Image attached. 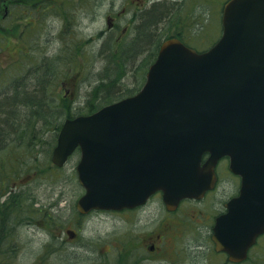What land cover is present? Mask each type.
Here are the masks:
<instances>
[{
  "label": "water",
  "instance_id": "95a60500",
  "mask_svg": "<svg viewBox=\"0 0 264 264\" xmlns=\"http://www.w3.org/2000/svg\"><path fill=\"white\" fill-rule=\"evenodd\" d=\"M221 25L204 53L165 41L139 93L64 122L51 161L61 167L79 148L85 213L134 207L155 191L172 203L200 198L228 155L241 189L214 240L237 260L264 232V0H230Z\"/></svg>",
  "mask_w": 264,
  "mask_h": 264
},
{
  "label": "rangeland",
  "instance_id": "374dc122",
  "mask_svg": "<svg viewBox=\"0 0 264 264\" xmlns=\"http://www.w3.org/2000/svg\"><path fill=\"white\" fill-rule=\"evenodd\" d=\"M152 1L156 0H148L145 9L132 16L129 15L128 11L134 10L133 0H131V3L130 0H46L45 12L40 13L41 10H39V13H36L33 11L28 21L31 25L28 27L17 22L15 17H8V11L4 15L0 14V36L4 38V42H0V71L7 69L4 71V75L7 73L13 75L18 68L21 71L25 63L22 62L20 56H25V61H29V58L27 59L28 51L24 52L23 55L22 52L25 48L34 49L37 56L43 55L46 58V61L42 60L40 62L41 68L47 70L46 74L38 81L43 83L50 77H54L52 83H46V94L52 98L49 99L47 96L46 109L49 108V104L55 108L69 104L72 107L71 115L84 114L91 109L87 106L90 103L88 100L95 89L94 86H98L102 79L115 83L118 81L113 88V92L129 90L130 93H133L142 81L143 72L147 64L151 62L153 53L146 52L145 56L142 57L144 58L143 61H141V56L138 55L134 58L135 62L133 64H129L130 61H125L124 53L131 49L135 40H137L139 35L137 20L140 18V14L153 7L155 3H151ZM166 1L162 4L171 9L169 15L172 16V19L174 17V20L159 26L158 33L164 31L165 37H170L172 34L183 36L191 45H196L200 51L208 48L209 43L220 36V10L226 0ZM158 3H161L160 0ZM195 4H199L200 7L196 6L192 10L191 16L192 18L197 17V21L202 20L205 24L203 28L198 25V22L194 24L193 19L188 13L186 14V11L190 10ZM5 8L7 9L8 6ZM25 9L18 10V14L23 13L20 17V21L23 22L26 21L24 18L27 16ZM171 12L172 14H170ZM76 48H83L87 53L84 52L82 56L77 57L73 55ZM118 57L119 59H117ZM146 57H148L149 62L144 64ZM39 60L40 57H38ZM118 63H125V65L119 67ZM32 71L34 70L32 69ZM40 73H45V70H41ZM10 74L8 77H11ZM34 74L35 72L29 73L23 79L31 86L27 88V93L31 92L32 89L37 90L36 86L40 84V82L34 83ZM21 82L19 81V83ZM23 87V89L26 88V86ZM6 89L14 90L15 86L14 84L10 86L2 83L0 93L5 95ZM108 101H114V98H109ZM45 112L46 119L37 122V129L32 132L34 133L32 140L28 139L30 132L22 129L24 126L18 129L16 136L10 137V141L13 144L16 143L14 145V155L17 154L22 159L25 158L22 167L24 171L26 169L25 173L22 170L23 175L14 181L12 186L20 189L18 195H20L23 204L29 205V210L32 208L31 212L39 209L40 206L46 207L47 193L54 198L60 197V206L63 207L67 202L75 204L80 192L74 174V165L78 160L77 155L73 156L62 169L52 172V169H49L50 149L54 144L56 135L54 128L59 126L65 115L60 114L58 116V113H51L48 110H45ZM29 156H36V159ZM28 157L29 159H27ZM35 170L37 176L32 173ZM42 171L46 172L42 173ZM29 173H32L33 177ZM54 190L56 192L52 195ZM16 214L13 215L12 213V216ZM70 216H65L62 219ZM21 217L24 221L21 224H15L16 226L33 225L37 218L30 214L26 216L19 214L15 217L18 219H14L13 224ZM160 218L161 216H158V219ZM54 219L60 220L61 215L56 216ZM133 219L129 217V224L133 222ZM29 220L32 221L31 224L28 223ZM84 223L104 226L103 229L105 230L103 231H107L109 234L114 230V237L116 233L128 231L125 229L128 223L123 218L107 213H93V215L84 219ZM143 229L145 228H134L133 230L141 231ZM19 234L23 236L24 241L25 238H30L32 242L28 249L27 246H22L21 243L20 248L17 249L19 259L16 264H46V261L44 263L37 257L38 255L43 256L41 241H43L42 237L44 235L41 230L33 233L24 229ZM202 234L204 233L197 235L203 238L204 235ZM23 239L21 240L23 241ZM258 251L260 252L259 258H261L258 264H264V240ZM185 257L186 252L182 254L180 260L184 261ZM150 264H160V262ZM186 264H189V262H186Z\"/></svg>",
  "mask_w": 264,
  "mask_h": 264
},
{
  "label": "flooded vegetation",
  "instance_id": "af4514ba",
  "mask_svg": "<svg viewBox=\"0 0 264 264\" xmlns=\"http://www.w3.org/2000/svg\"><path fill=\"white\" fill-rule=\"evenodd\" d=\"M147 1L133 0L134 10L128 11L129 15L145 9ZM239 186V177L229 171L228 159L223 158L215 167V183L210 191L200 199H183L172 207L156 193L142 206L91 210L83 215L75 204L67 202L61 207V198L46 192V212H21L37 217L33 225L0 227V264H16L21 243L30 248L31 239L24 241L19 234L24 229L33 233L41 230L43 256L37 257L46 264H258L264 234L246 251L244 260L238 262H231L227 253L217 251L213 240L215 221L226 212L225 205L238 194ZM77 187L82 193L78 183ZM95 212L123 218L128 223L125 226L128 231L116 233L114 237V230L109 234L103 231L104 226L85 224L84 219ZM58 215L61 219L55 220ZM129 217L134 218L130 224ZM134 228L145 229L135 231ZM201 233L203 238L197 235ZM184 252L186 257L181 261Z\"/></svg>",
  "mask_w": 264,
  "mask_h": 264
},
{
  "label": "trees",
  "instance_id": "16d2710c",
  "mask_svg": "<svg viewBox=\"0 0 264 264\" xmlns=\"http://www.w3.org/2000/svg\"><path fill=\"white\" fill-rule=\"evenodd\" d=\"M7 6L8 8L6 9L5 7ZM196 6H198V8L200 7L199 4H195L192 6L190 10L186 11L185 9V11H186V14L188 13L191 19H193L194 24L198 22V25L203 28L205 26L203 21L202 20L197 21L196 20L197 17L192 18L191 16V12L192 10H194ZM23 8H26L25 10L27 13L26 18H24V20L26 21L24 22L20 21L21 20L20 17L22 16L23 13L18 14L19 12L18 10H21ZM2 9L3 11H1ZM5 9L6 11H8V17H12V18L15 17V19H17V22L23 23L25 26L27 25L28 27L31 25V23H29L28 21L33 11L36 13H39V10H41L40 13L45 12L46 0H0V14L4 15ZM170 11L171 9L168 7H165L162 3H155L153 7L150 8V10L146 12L144 11V13L139 15L140 18L137 20V31L139 35L137 36V40H135L133 47H131V49H129L128 51L124 53L125 61L126 60L127 62L130 61L129 64H133V62H135L134 61L135 57L139 55L142 58L145 56L146 52L148 51H150L149 53H153L152 60L154 59L160 43L164 39L168 38L164 36V31H162V33L160 32L161 33L160 34L158 33L157 29L159 28V26L166 24V22L168 21L173 22L174 17L172 19V16L169 15ZM170 14H172V12ZM172 36L179 38L184 43H186L188 46H194V48H197L196 45H191V43H189L186 39H184L183 36L173 35V34ZM2 41L4 42V38L0 36V42ZM26 51H28L27 59L29 58V61L28 60L25 61V58H26L25 56L24 57L20 56V59L22 60V62L25 63V66L22 68L21 71L18 68L17 72L14 73L13 75L9 73L11 77H8L9 76L8 73L5 75L3 74L4 71L7 69H3L0 71V86L2 85V83L9 84L11 86L13 84L18 85L19 81L25 82L23 80L24 77L32 72H35V74L33 75V78H34L33 80H34V83H37V82H40L38 80H41L43 76L46 74L47 70L43 67L41 68V64H40L42 60L46 61V58H44L43 55L37 56L34 53L35 50L34 49L32 50L31 48H27V49L25 48V50L22 52V55ZM84 52L87 53L83 48L81 49L76 48L75 52H73V55L80 57L84 54ZM33 54L35 55L33 56ZM38 57H40L39 61H38ZM117 59H119V57ZM143 59L144 58H142L141 61H143ZM148 60H149L148 57H146L144 64H147V62H149ZM123 65H125V63H118L119 67ZM32 69L34 71H32ZM41 70H45V73H40ZM53 79L54 77H50L48 80L43 81V83L40 82L39 86H36L37 90L35 89L34 91L32 89L31 92L29 93H27L26 91L24 92V89L20 87L21 89L17 90V92H19V95L23 97L20 98L19 101H14L12 98H10L6 102H4V100H2L3 97H0V227L2 228H4V226H12L15 224L16 225L21 224V222L24 221L22 217L19 218L20 220H18L16 223L13 224L14 219H18L15 217L19 214H23L19 212H31V209H32V208L30 210L28 209L30 208L28 204H23L20 198V195H18V193L20 192V189L14 188L12 186V183L23 175L22 165L23 163H25L24 161L25 158L22 159L17 154L14 155V145H16V143L13 144L12 141H10L11 140L10 137H13V135L16 136L18 129L24 126L22 127V129L26 132H30L28 134V139L32 140L33 135H34V133L32 132L36 131L37 122L40 120L44 121L46 119L45 110H48L51 113H58L57 114L58 116H60V114H64L65 118H72L73 116H75V115H71L72 107L69 104H64V106H60V107L57 106L56 108L49 104V108L46 109V103L49 97V95L46 94V83H49V82L52 83ZM116 83L109 82L108 80L102 79L100 83L98 84V86H94L95 89L93 90L90 96V99L88 100L90 101V103L87 104V106L91 109H89L86 112V114L87 113L90 114L93 111H95V109L112 102V101H108L109 98H114V101H115L126 95L131 94L129 90L125 92H113V88L117 85ZM49 99H52V98L49 97ZM93 107H96V108H93ZM80 114H83V113H79V115ZM6 123H10L12 127H15V131L13 133L9 132V129L6 126ZM60 125L61 123L59 124V126H55L54 128L56 130V134L59 131ZM54 143H55V140H54ZM53 146L54 144L52 145V147ZM29 157L30 158L32 157V159H36V156H29ZM29 157L27 159H29ZM48 166L50 167V164ZM49 169H52V168L50 167ZM45 170L47 169L45 168ZM52 171H54V169H52L51 172ZM25 172H26V169L24 173ZM45 172L46 171H42V173H45ZM32 173L33 175L37 176L36 170L33 171ZM32 173H29L31 177H33ZM10 212H11V215H10ZM33 212H46V207L40 206L39 209L34 210ZM12 213L13 215L15 213L17 214L15 216H12ZM23 215L26 216L28 214H23ZM31 222L32 221L30 220L28 221V223L30 224Z\"/></svg>",
  "mask_w": 264,
  "mask_h": 264
},
{
  "label": "bare ground",
  "instance_id": "6f19581e",
  "mask_svg": "<svg viewBox=\"0 0 264 264\" xmlns=\"http://www.w3.org/2000/svg\"><path fill=\"white\" fill-rule=\"evenodd\" d=\"M160 2L166 3L167 1L166 0H164V1L160 0ZM172 2H173V0H172ZM25 83L26 82H21L18 85L15 84L14 86H16V87L14 90L13 89L12 90L6 89L4 92L6 96L4 94L0 93V97H3L2 100H4V102H6L10 98H12L14 101H19L20 98H22L23 96L19 95V92H17V90H20L21 88H24L23 86H26V88L24 89V92H25L28 90L27 88L31 87L29 83L28 84L26 83V85H25ZM13 91H15V92H13ZM6 126L8 127L10 133H13L15 131V127H12L10 123H6Z\"/></svg>",
  "mask_w": 264,
  "mask_h": 264
}]
</instances>
